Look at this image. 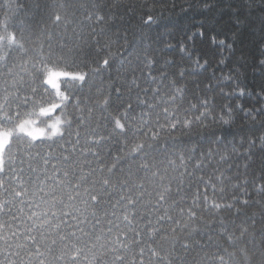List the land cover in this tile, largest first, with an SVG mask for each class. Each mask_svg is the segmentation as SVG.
Listing matches in <instances>:
<instances>
[{
  "label": "snow or ice",
  "instance_id": "1",
  "mask_svg": "<svg viewBox=\"0 0 264 264\" xmlns=\"http://www.w3.org/2000/svg\"><path fill=\"white\" fill-rule=\"evenodd\" d=\"M136 8L0 0V264L264 260V103Z\"/></svg>",
  "mask_w": 264,
  "mask_h": 264
},
{
  "label": "clouds",
  "instance_id": "2",
  "mask_svg": "<svg viewBox=\"0 0 264 264\" xmlns=\"http://www.w3.org/2000/svg\"><path fill=\"white\" fill-rule=\"evenodd\" d=\"M125 2H132L137 5V19L146 13H150L154 17L156 23L150 29L151 34L154 32L157 33L161 44L165 42H174L176 47L171 49V52L176 56L182 55L179 51V47L181 43H187L188 35L197 28L204 29V25L203 22L195 23L191 26L185 25V31L182 33L184 38L177 40L175 38V25L169 19L173 16L174 10L176 12H186L189 9L196 8L209 12L214 9L217 4V0H125ZM206 4L211 5V7L205 9L204 5ZM172 5L175 6L173 7ZM225 7H230L235 30L232 31L229 36L222 37L225 41H230L234 47L233 50L224 47L223 52H220L219 58L215 61L219 66V69L216 72L218 74L224 73L228 76L229 79L225 83V88L232 90L235 93L234 95L229 96L230 99L253 96V98L259 97L260 104L264 103V101L261 100V96L257 95V90H260L261 94L264 95V87L257 88L254 93L253 89L248 87L246 83L245 69L248 67L247 56L243 51L242 46L238 43V33H241L243 29L247 28L249 33L255 37L257 50L255 67L251 68V71L264 76V0H234V4L233 0H225ZM167 29H171L172 31H166ZM211 45H214L212 41ZM193 52L199 53L201 58L204 59V56L194 48ZM233 57L234 60H232L231 66H229V61ZM220 59L225 60L223 65L217 63ZM207 67H213L212 62L209 60ZM240 88L245 89L244 95L239 94ZM237 103L241 104L240 99H235V104H231L234 115V124L241 125L244 124L247 117L244 115L242 108L236 107ZM249 109L253 111L255 110L253 108ZM241 117L243 119H241ZM253 252L256 254V259L253 264H264V260H261L259 249H253Z\"/></svg>",
  "mask_w": 264,
  "mask_h": 264
},
{
  "label": "trees",
  "instance_id": "3",
  "mask_svg": "<svg viewBox=\"0 0 264 264\" xmlns=\"http://www.w3.org/2000/svg\"><path fill=\"white\" fill-rule=\"evenodd\" d=\"M119 14L124 15L126 22L130 19L127 13ZM169 19L175 25V38L177 40L184 38L182 33L185 31V25L191 26L192 24L203 21L205 34L203 37H194V49L199 51L204 58L212 62V65L215 66V70L217 71L219 66L215 63V61L219 58L220 51L218 45H211V36L215 35L219 39L222 36H229L230 33L235 30L231 10L230 7H225V0H217L216 7L209 12L196 8L189 9L186 12H176L174 10L173 16ZM152 35L156 36L157 33L154 32ZM238 43L242 46L243 51L247 56L248 67L245 69L246 83L255 93L257 88L264 87V76L251 71V68L255 67V57L257 51L255 37L249 33L247 28H245L241 31V33H238ZM232 60H234V57L230 59L229 66H231ZM218 99H229L231 100L232 105L235 104V99H240V102L244 107L253 109H256L260 105L259 97L253 98V96L230 99L229 97H223L221 95ZM241 119L243 118L241 117ZM259 129V124H252L251 126L245 124L242 128L237 129V132L254 133Z\"/></svg>",
  "mask_w": 264,
  "mask_h": 264
}]
</instances>
